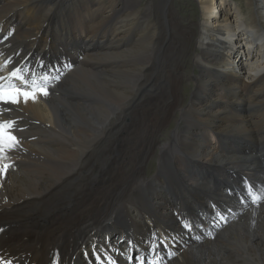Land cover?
<instances>
[{"label":"bare ground","instance_id":"1","mask_svg":"<svg viewBox=\"0 0 264 264\" xmlns=\"http://www.w3.org/2000/svg\"><path fill=\"white\" fill-rule=\"evenodd\" d=\"M105 1L0 0V66L10 61L0 76L19 67L30 82L49 77L46 97L0 105L18 140L0 153V264H130L124 237L164 236L174 245L163 264H264V0H195V30L171 0L143 12L123 0L111 14ZM152 13L162 30L176 21L173 38L158 40ZM117 18L111 42H97L95 29ZM190 78L188 101L170 100ZM231 181L247 184L244 201L225 189ZM215 207L227 224L215 230L211 219L205 231L198 213Z\"/></svg>","mask_w":264,"mask_h":264},{"label":"rangeland","instance_id":"2","mask_svg":"<svg viewBox=\"0 0 264 264\" xmlns=\"http://www.w3.org/2000/svg\"><path fill=\"white\" fill-rule=\"evenodd\" d=\"M112 1H114V0H112ZM172 1V8L175 10L174 12H175V14H177V17L176 18H179V20H178V22L179 23H181V24H184V25H188L192 30H195L194 29V23H196V21L199 19V17H200V13L198 14V5L196 4V2H195V0H171ZM231 1H233V2H236V0H231ZM115 4H114V6L113 7H110L109 5H110V2L107 0V1H105L104 2V5L106 4V11L105 12H108V13H112V11H114L117 7L116 6H120L121 4H123L122 2H123V0H115ZM161 2H163V0H140V3L138 4V7H139V10L141 11V12H143V11H145V10H147V7L149 6L150 7V3H152L153 5L152 6H154V8L155 9H158V7L160 6V5H162L163 3H161ZM237 4V3H236ZM217 5V4H216ZM214 6L211 10L213 11V12H215L216 10H217V6ZM221 6V5H220ZM236 6H238V5H236ZM115 7V8H114ZM161 7V6H160ZM170 9V8H169ZM223 9V7L221 6V10ZM110 10V11H109ZM112 10V11H111ZM136 11V10H135ZM153 14V16H152V18L150 19V20H146L145 22H148V23H150V25H152L153 26V28L155 27L157 30H158V32H159V30L161 29L162 30V22L161 21H159V20H157L156 18H155V14L154 13H152ZM101 15H103V13L101 14ZM160 15V14H159ZM119 16V15H118ZM139 18V17H138ZM64 20V19H63ZM98 20H99V17H97L95 20H94V23H96V22H98ZM176 21L175 20H173V19H171L170 17H169V20H168V25H166V24H163L165 27H166V29L168 30V32H167V30H162V34H158L157 35V38H158V40H160L161 41V39L162 38H164V37H166V36H170L171 38H173V35H172V33H170V31H172V29H173V24L175 23ZM101 26H103V24H101V25H98V27H101ZM116 26H118V18H117V22L115 21V22H111L110 23V25H109V27L108 28H106V29H99V30H97V29H95V32H97L96 34H95V37H96V41L97 42H101L102 44H109V42H111V41H109L110 40V37L112 36V35H114L113 33L115 32V30H116ZM111 28V29H110ZM115 29V30H114ZM91 30H93V29H90V31ZM137 31H138V29H137ZM135 32H134V34L132 35V36H130L129 38H127L126 39V41H127V43H133L134 42V40H132V39H135L136 38V36H135ZM170 34V35H169ZM102 35V36H101ZM194 34H193V38H194ZM104 38L106 39V41L104 40ZM87 43H89V41H87ZM78 43L77 42H75V41H73V51H72V57H73V59H77V53H78ZM176 46V44H174V43H172V44H169L168 45V47H167V44H166V47H165V53L167 54V55H172V52H171V50L174 48ZM192 46H193V42H191L190 43V46H188V48H189V50H190V53H188V55L189 56H186L185 58H184V60H183V62H184V74L185 75H187V76H189V77H191L193 74V72H197V69H195L196 67H194L193 66V64H192V58L190 57V55L192 54H194V50L192 49ZM243 44H241L240 46H238L237 47V53H239V54H246L245 52H244V50H243ZM117 48V47H116ZM118 49V48H117ZM22 50H24V47L22 48ZM161 52H163L162 50H160ZM163 55V54H162ZM187 64V65H186ZM159 71V70H158ZM160 72V71H159ZM228 73H230V74H235L236 75V73H234V72H228ZM191 79L192 78H190V79H185L184 80V83H183V85H181V86H173L172 88H171V90L169 91V98H170V100H172V98H174L175 96H181V95H183V99H184V102H187L188 101V98H187V96H188V94H189V92H190V89H191V87L189 86V83H190V81H191ZM241 79H243V81H245L246 80V76L245 75H241ZM247 81V80H246ZM253 83H255V82H253ZM204 85H206V86H209V89H210V91L212 92V91H214V90H217L219 87H224V88H226L227 90H234V87L231 85V83H227L226 85H224V86H222V84H219V83H207V84H204ZM204 88V86L202 87V86H199V89H203ZM187 100V101H186ZM100 106V105H99ZM205 117H207V116H201V117H198V118H205ZM197 118V119H198ZM173 119H175V116H173V118L171 119V121H169L168 122V124H167V126H166V128H165V131L163 132V136H161L160 137V139H166L167 138V131H169L170 129H172V128H174V126H175V122H174V120ZM125 130H128V127H126L125 128ZM63 139V138H62ZM55 140H58V138H55ZM64 141V140H63ZM80 141L81 140H78L77 141V145H76V147H78L79 145H80ZM53 142V141H52ZM55 143H58V142H55ZM93 146V145H92ZM229 147H231V144H230V146ZM31 148H37V147H30V149ZM107 152V151H106ZM88 154H89V156H91V155H97V153H92V148H90L89 150H88ZM188 164H190V163H188ZM190 165H192V164H190ZM223 165H225V164H223ZM222 165H220V167H221ZM156 167H157V159H156V157H154V158H152L150 161H149V165H148V167H147V169H146V176H151L153 173H154V170L156 169ZM226 168H229V169H231L232 167H229L228 165H226ZM20 169H21V171H22V169L23 168H21L20 167ZM234 169V168H233ZM236 170V169H235ZM119 172V171H118ZM118 172H116V173H114L113 174V176L110 178V180L109 181H106V184H105V189L111 184V182H112V180L115 178V176L118 174ZM120 173V172H119ZM232 182V181H231ZM230 182V184H226V187H225V189H227V191H231V188H237V189H239L238 191H239V194H240V197H235V198H237V199H239V201H244L249 195H247V193H246V187H247V184H242V187L240 188V187H238L234 182H232L231 183ZM228 185V186H227ZM233 186V187H232ZM256 189H260V190H263V188H261L260 186H258L257 185V187L255 188V189H250L251 191H252V193L254 194V195H256ZM234 198V199H235ZM243 198V199H242ZM135 201H138L137 199H135Z\"/></svg>","mask_w":264,"mask_h":264},{"label":"snow or ice","instance_id":"3","mask_svg":"<svg viewBox=\"0 0 264 264\" xmlns=\"http://www.w3.org/2000/svg\"><path fill=\"white\" fill-rule=\"evenodd\" d=\"M10 61H6V67ZM24 71L19 67L15 68L8 76H0V105L4 104H19L21 100L27 103L29 100L36 102L38 96L46 97L48 93L47 80L48 75L45 74L41 79L44 84H38L35 79L31 82L26 78ZM56 79H59L57 76ZM15 131V122L10 120H0V153L13 150L18 145L17 138L13 135ZM190 227V225H185ZM199 239V237H197ZM131 259V258H129ZM141 264L142 258H140Z\"/></svg>","mask_w":264,"mask_h":264}]
</instances>
